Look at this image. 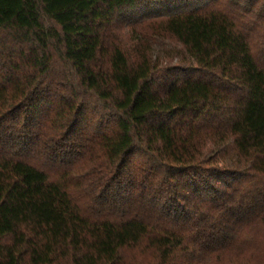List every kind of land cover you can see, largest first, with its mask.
I'll use <instances>...</instances> for the list:
<instances>
[{
	"label": "trees",
	"instance_id": "obj_1",
	"mask_svg": "<svg viewBox=\"0 0 264 264\" xmlns=\"http://www.w3.org/2000/svg\"><path fill=\"white\" fill-rule=\"evenodd\" d=\"M264 0H0V264H264Z\"/></svg>",
	"mask_w": 264,
	"mask_h": 264
},
{
	"label": "rangeland",
	"instance_id": "obj_2",
	"mask_svg": "<svg viewBox=\"0 0 264 264\" xmlns=\"http://www.w3.org/2000/svg\"><path fill=\"white\" fill-rule=\"evenodd\" d=\"M261 260H264V258H262Z\"/></svg>",
	"mask_w": 264,
	"mask_h": 264
}]
</instances>
